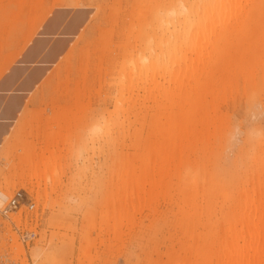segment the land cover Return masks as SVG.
Returning a JSON list of instances; mask_svg holds the SVG:
<instances>
[{"label":"rangeland","instance_id":"1","mask_svg":"<svg viewBox=\"0 0 264 264\" xmlns=\"http://www.w3.org/2000/svg\"><path fill=\"white\" fill-rule=\"evenodd\" d=\"M183 4L190 20L160 26ZM16 190L0 263L215 264L264 212V0H0V191Z\"/></svg>","mask_w":264,"mask_h":264},{"label":"bare ground","instance_id":"2","mask_svg":"<svg viewBox=\"0 0 264 264\" xmlns=\"http://www.w3.org/2000/svg\"><path fill=\"white\" fill-rule=\"evenodd\" d=\"M173 14H175L177 16L176 20L168 21L166 19H160L159 20L160 26H164V25L166 26V25L171 24V25H173V28L174 29L176 28V30H177V28L180 24L184 23L185 21L190 20L191 13L189 12L188 7L185 6L184 4L181 6V8L178 11H176L174 8H170L165 12L166 16L173 15ZM198 16H199V14H198ZM191 30L193 31V34H191V36H190V39H191L190 41L192 42L193 40L198 38L197 36L199 34L200 25L192 26ZM150 40H152V39H150ZM164 40L166 41V39H164ZM153 51L154 50H152V52ZM161 52H162V50H160V57H164V54ZM150 55H151V53L149 54V56L142 54V55H139L135 60H132L131 62L134 63L133 64L134 65L133 70L141 71L143 69V70L147 71L149 69H154L157 63H155V61H150ZM160 60L164 61L163 58H160ZM165 60H167V58H165ZM107 124H108V121L105 122L104 128L106 129V134H110V129H109L110 125H107ZM96 129H97V126H93L91 130L94 131ZM257 133L259 136H261V134L259 132H257ZM2 141L6 142L7 138H3ZM90 143H94V140H92ZM255 158H257V157H255ZM10 189H11V191H14L13 187H11ZM0 192L4 193L2 191H0ZM246 193H249V191H247ZM150 194H151V196H154L153 191H150ZM5 195L7 197H9L11 205L9 203L5 204V203H3L2 200H0V208L4 211L5 215L6 214H12V215H9V217H11L12 219H16L17 217H19V214L17 215L15 213L19 210V208H21L22 203L25 200L23 199V197L21 198V196L19 194H17V195L15 194L13 197L8 196L6 193H5ZM186 198L187 197H185V199ZM143 205L144 204H138L136 209L133 210V213L130 216H134V214L137 212V210H140L143 207ZM125 207H126V209H128L130 207V205H126ZM256 209L258 210V208L255 205H253L252 207L249 208L250 211H248L244 214L246 217V220L244 221L245 223H243V222L240 223V230L233 233L229 239L223 238L224 241H223L222 245L219 246L218 250H214V247H212V251L214 252L215 259H216L215 264H264V230H262L259 226V221L260 220L264 221V212L259 211L258 214L256 213L253 216L252 212L255 213L257 211ZM249 212H251V213H249ZM1 214L3 215V213H1ZM16 215H17V217H16ZM6 217L9 218L8 215H6ZM6 217L2 216L1 218L3 220H6L7 224L9 223L10 226L15 227V224L13 222L14 220L12 221L11 219H7ZM103 230H104L103 228H100L99 234H102ZM22 231L31 232L34 234V232H32L31 230H22ZM245 234H247V235L244 236ZM8 238L10 240H13L9 234H8ZM86 240L88 243H90L92 238L90 236H88L86 238ZM261 241L263 242V244L260 245L259 242H261ZM17 242L19 243L18 238H17ZM22 245H24V244H22ZM11 248H15V251H16L18 258L25 251V248L23 249V247L21 246L20 243L18 246H15L14 243H12ZM48 248H49V245L45 248L38 247V249L33 251L31 254L33 259L34 260L42 259L43 254H44V250H47ZM86 253H88V252L86 251ZM16 254H15V256H16ZM24 256H25V253H24ZM24 256H23V258H24ZM24 260H25V258H24ZM59 261H60L59 256L55 255V254H53L51 257L47 256L43 260H41V262L43 264H59ZM16 264H17V261H16ZM19 264H22V263H19ZM176 264H178V263H176Z\"/></svg>","mask_w":264,"mask_h":264},{"label":"built area","instance_id":"3","mask_svg":"<svg viewBox=\"0 0 264 264\" xmlns=\"http://www.w3.org/2000/svg\"><path fill=\"white\" fill-rule=\"evenodd\" d=\"M17 192V193H16ZM16 195L19 194L22 198V196H24L23 192L21 190H16ZM25 197V196H24ZM0 200L3 201V203L5 204H10V200H9V197H7L5 195V193H1L0 192ZM30 204V203H29ZM11 205V204H10ZM32 205H29V209H32ZM14 227V226H13ZM14 228H17V227H14ZM19 235V240L22 242V243H25L27 241H30L32 240L34 237H35V234L31 233V232H25V231H22V232H19L18 233ZM0 264H15V262L13 260H9L6 258L5 261L1 262Z\"/></svg>","mask_w":264,"mask_h":264}]
</instances>
